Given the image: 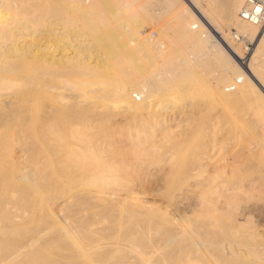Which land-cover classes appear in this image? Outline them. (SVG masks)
I'll list each match as a JSON object with an SVG mask.
<instances>
[{"label":"bare ground","instance_id":"bare-ground-1","mask_svg":"<svg viewBox=\"0 0 264 264\" xmlns=\"http://www.w3.org/2000/svg\"><path fill=\"white\" fill-rule=\"evenodd\" d=\"M145 1L0 0V264H187V258H183L184 254L180 252L184 235L189 232L187 228L194 219H189V226L185 225L186 222L183 224L180 220L182 215L175 214L181 221L178 222V218L167 214L168 210L164 207L176 206L179 202L185 204L184 187L193 176L185 174H188L186 172L191 166L189 171L197 173V167L183 166V169L189 168L179 173L176 188L162 194V200H167L165 206L162 204L164 210L161 204L148 203L137 194L133 170L129 169L133 173L130 175L126 167L121 166V174L118 167L120 162L108 156L112 154L108 150L112 139L106 137L105 130L109 132V127L112 128L114 123L107 128L104 121L110 116L112 118L115 107L118 111L119 106L122 107L119 110L122 114L119 115L124 119L138 117L141 124L135 126L133 123L134 126H126L125 130L113 127V132L119 135L124 133V139L136 140L127 149L133 158L137 160L136 157L140 156V159L144 156L143 159L151 157L153 160L149 155L157 146L162 147V143L173 140L178 132L183 131V124L180 125L182 119H177L180 116L177 114H181V107L188 101L183 103L184 96L192 99L202 96V99L209 98L228 105L258 95V88L250 74L258 81L264 72V34L259 36L260 23L240 19L238 13L245 0H223L221 3L215 0H188L204 21L185 0H162L161 3H165L162 7L166 8L167 5V12L170 13V37L163 39L166 35L162 29L164 27H160L162 30L158 28L159 35L156 37L151 33L140 36L137 25L141 13H144ZM49 16L60 23H54L58 25L54 27L58 33L52 29L51 22H47ZM230 26L236 30L233 38L222 30V27L227 29ZM67 32L78 36L73 39L76 43L72 42L70 46L74 50L72 56L63 58L62 54L55 58L53 53L59 46L66 44L64 37L69 36ZM79 36L87 38L80 40ZM239 36L245 40V50H249L247 43L256 42L246 66L247 72L241 69L236 60L243 57V52L233 46V39ZM29 37L33 38V42L27 40ZM67 38L69 41L71 37ZM51 39L54 44L48 43ZM41 42L40 47L36 48L35 44ZM46 54L52 55L47 57ZM65 75L67 80L72 77L74 81L69 79L73 84L67 82L72 84V91L69 89L72 86L67 87V83L64 85L66 90L69 89L68 93L70 91L72 94L69 101L67 98L63 102L65 100L61 101L60 96L57 99L55 93L56 96L51 97L53 93L49 90L62 87L63 83L59 85L57 80L62 77L65 79ZM95 83L103 86L94 87ZM61 96L63 98L64 95ZM91 98L93 102L94 98L101 99L102 105L109 108L97 110L94 103L92 106L88 103ZM178 100L182 104L178 105ZM205 104L206 101L203 106ZM213 121L218 122L216 119ZM215 123L211 122L207 126L211 132L221 125ZM172 127L181 130L176 132ZM89 130L95 132L89 133ZM116 133L111 137L116 136ZM189 138L192 140L193 136ZM186 141L189 140L186 138ZM105 147L108 148L103 149ZM213 156V153H209L198 158L195 165L200 170L201 166L210 162L212 170L201 169L202 174L200 170L198 174L201 176L197 175V179L206 181L208 186L212 184L215 190L213 184L219 185L215 183L218 180L216 177L227 169V164L219 156ZM191 160L192 157L189 164ZM246 160L247 156L240 163H249ZM147 161L145 163L149 167ZM166 162L164 164L168 166ZM167 166L165 168L169 169L170 165ZM200 184L199 191L195 189L196 194L208 187H202L205 185L202 181ZM143 192L150 194L149 185L143 188ZM213 192L215 195L220 192L221 195V191ZM203 195L200 199L194 198L200 200L202 206L208 196ZM220 195L216 196L218 201ZM213 198L212 201L217 205L216 198ZM227 199L219 206L226 203ZM197 201L194 203L197 204ZM230 204L232 202L228 203L229 207L232 206ZM189 209L191 212V207ZM202 212L201 217L206 214L204 218L208 220L206 211L205 214ZM226 214L230 215L228 211ZM184 215L188 217L189 213ZM196 222L193 223L196 225ZM193 230L191 232L194 233ZM195 239H192L193 242ZM189 241L185 244L187 246L184 245L186 253L189 252L188 245L193 247V242L190 244ZM235 242L228 240L220 244L225 257L238 255ZM195 244L194 248L210 249L209 242L208 247L202 238L196 240Z\"/></svg>","mask_w":264,"mask_h":264},{"label":"rangeland","instance_id":"rangeland-1","mask_svg":"<svg viewBox=\"0 0 264 264\" xmlns=\"http://www.w3.org/2000/svg\"><path fill=\"white\" fill-rule=\"evenodd\" d=\"M161 1L162 0H160V2H159V0H147V1L144 2L145 3L144 4V13H141V16L139 17L140 21L138 22L139 24L141 23L142 25L141 24L137 25V30H138L140 36H143L144 34L146 35L148 33H151L153 37L154 36L156 37L157 35H159V33H158L159 29L158 28L164 27L162 29H163V31H165L166 35L163 36V39L165 37H168V36L170 37V35L172 33L171 25L169 24V26H168L170 13H169V11L167 12V5H166V8H165V6L162 7L163 5H165V3L162 2L163 3L162 4ZM201 1L204 2V0H201ZM215 1L221 3L223 0H215ZM185 2L188 5H190V7H192V9L197 13V11L193 7V5H191V3L188 0H185ZM72 4H73V2H72ZM163 9H164V12H165L164 14H163ZM165 9H166V11H165ZM198 16H199V14H198ZM46 17H48V16H46ZM200 19L203 20V18H201V17H200ZM47 20H48L47 22H51L52 29L56 30V28H54V27H57L58 25H56L54 23H57V24L59 23L57 21V19H55L52 16H49V18H47ZM59 25H60V23H59ZM139 26H140V28H138ZM71 28H73V27H71ZM225 28L222 27V30L225 33L227 31V33H229L228 35L233 38V35L235 34V31H236L233 28V26H230L227 29H225ZM60 31L61 30H59V32ZM66 31H69V30L66 29ZM81 32H83L82 29H81ZM56 33H58V31ZM67 33H68L69 36L64 37V43H66V44H64L65 46L64 45L59 46V48H57V50L53 53L54 55H56L55 58L61 56L62 54H63L62 55L63 58L64 57L67 58L69 56H72V53H73L74 50H72V48L70 46L72 45V42L76 43V41L73 40V39L77 38L78 36L76 37V35L73 34V36H74L73 37L71 33H69V32H67ZM262 34H264V25L262 27H260L259 36L261 37ZM67 37H71V38H69L70 39L69 41L71 43L68 41ZM79 38H80V40H82V39H86L87 37L83 38L82 36H79ZM27 40H31V42H33V38L29 37V38H27ZM48 43L49 44H54L52 39ZM68 43H70V44H68ZM41 44H42V42L41 43H36L35 44L36 48L40 47ZM244 44H245V40L242 37H240V36L235 38V39H233V46L237 50H239V52H243V54H242L243 57L241 59H237L236 58V60L238 61L241 69H243L244 71L247 72L246 66H247V64H248V62L250 60L251 53H252L253 49L256 46V42L247 43V45L249 47V50H245L243 48ZM68 45H69V47H68ZM224 46H225V44H224ZM226 47H227V45H226ZM65 48H66V51H65ZM67 49L70 50V51L68 50L70 53L67 52ZM237 50H235V51L237 52ZM65 52H67L66 53L67 55L65 54ZM48 55H52V54H46L47 57H49ZM248 74H249V72H248ZM250 77L256 83V86H257L258 92H259L258 95L256 94V96L255 95L252 96L251 99H247V100L245 99V100H242V101H240L238 103H235V104L224 105V104H220V103L214 101L213 99L208 100L209 98H207V97H205L207 99H202V98H204L202 96L201 97L195 96L196 98H193V99L188 97V96H184L186 98H185V100H183V103H184V101H187V100L189 102H191V103H189L187 101L189 104L187 102H185L184 103L185 106L184 105H183L184 107L182 106L183 108H185L184 111H187V113L186 112L184 113L186 117L183 114L184 111H183L182 107H181V111H180L181 114H182V117H181V114H177V115H180L179 116L180 118L177 116V119H182L181 120L182 122H180V125L183 124L182 128H181L183 131L180 132V133L178 132L176 134V137H174L175 135L173 136L174 138H176V140L172 137L173 140L170 139L167 142L162 143V145L160 144L162 147H160V146L158 147L157 146L156 150L153 151L154 153L152 152V155H149V156L153 157L152 158L153 160H151L150 159L151 157H149L148 155H147L149 157L148 159H143V158H145L143 156V157H141L142 160H140L141 158L139 159V157H140L139 156V157H136V158L139 159V162H138L137 161L138 159L136 160L135 158H133L134 156L131 155L128 152V150H127V149H129V146L131 145V143L133 144L134 141H136V140H133V139L131 140L130 138L129 139H124L126 137V136L124 137V135H123L124 133L119 135L116 132H113L114 129H116L118 127L124 128V130H125V129H127L128 126L130 127L131 124L133 126H134V124H135V126L141 124V121H140V119L138 117H136L134 119L133 118L124 119L123 117H121V115H119V113L122 114V112H120L122 110V107L119 108L120 107L119 106L117 108L120 111L119 110L116 111V107H115L114 114H113L114 116L112 115L116 120L113 117H112L113 119L110 118L111 117L110 116L108 118L109 120L107 119L106 121H104V123H106L107 128H108V126H110L109 124H112V123H114V124H112V128H111V126L109 127V130H108L109 132H107L105 130L106 137L110 136L109 140L112 139L111 140V144L112 145L109 148L105 147L103 149H106V148H108V150L110 149L109 151H111L112 154L110 152H108V153H110V155L108 154V156H110V157L113 156L112 158H114L115 161L120 162V164H118L119 165L118 167H120V169H121V172H120L121 174H122L123 168H125V167H126L125 168L126 172H128L129 169L133 170L134 174L132 173L131 170L129 171V174L130 175L133 174V176H132L133 177V181L135 182V184H137L138 187L140 186L139 188L137 187V194L141 197V199L143 198L144 201H146L148 203H151V204H155V205H160L161 204L162 209L163 210H164V208L167 209L168 210L167 214L172 215L174 217L176 216L175 214H177V213H178V215L179 214L182 215V216L179 215L180 217H183V218H180V220L182 219L181 220L182 222L179 220L178 215H177V217H175V219L178 218L177 221L181 222L183 224H185V222H186L185 225H188L187 223H190V220L192 221V218L195 220V221L194 220L192 221V223H191L192 225L191 226H189L190 224L188 225L189 227L187 228L188 229L187 232L188 231L189 232L184 235V245L188 242V239L191 240V242L189 241L190 244H192V242H193L192 239H195L196 237H198V239L196 238L194 240L195 242H193V244H192L193 247L188 245L189 247H191V248L187 247L189 252L187 251V253H186V248L184 247V245H183L182 251L180 252L181 254H184L183 258H187V264H264V129H263L264 128V102H263V99H264V80H263L264 79V72L261 74V76L258 77V81L255 80V78H253V76H251V74H250ZM60 79H62L63 81L62 80L60 81ZM60 79L57 80L58 84L60 82L63 83L62 87L59 88L60 90L58 88H52V90H49V91L52 92L53 95H51V93H49V95H51V97H52V96H54V93H55L57 95V96L55 95L57 99H58V96H60L59 99L60 100L62 99L61 101L65 100L63 102H66V99L68 98L67 100L69 101V98H70V96L72 94L70 91H72V88H73V86H72L73 83L72 82L74 81V79L72 77H69V79H71V80L73 79V81H71V80L69 81V79L67 80V76L65 77V79H64V77H62ZM68 81L70 83H72V84L69 85V83H67ZM94 81H96V80H94ZM66 83L68 85H66ZM64 85H66L67 87L72 86L71 88H69V89H71L69 91V93H68L69 89L66 90L67 87L64 86ZM100 85H102V84L95 83L94 87L95 86L99 87ZM102 86H100V87H102ZM55 91H57V92H55ZM232 91L233 90H231V92ZM58 93H59V95H58ZM61 94L64 95L63 98H62ZM262 94H263V97H262ZM187 97H188V99H187ZM55 99H53V100H55ZM94 99H95L94 102L92 101V98L89 99L88 103L90 105L91 104L93 105V103H94V105H95L94 108L96 107L97 110L101 109V108L102 109H104V108L108 109L109 108L108 106L104 107V105H102V103H101L102 100L101 99H96V98H94ZM190 99H191V101H190ZM68 101H67V103H68ZM205 101H206V104L203 106V103H205ZM177 103H178V105H179V103L182 104V101L178 100ZM186 104L187 105L191 104V105H194V106H191V105L190 106H186ZM199 106H200V108H199ZM228 107H230V108H228ZM204 109H206V111H204ZM252 110H253V112H252ZM115 112H116V116L117 117L120 116L121 118L120 117L119 118L115 117ZM188 113H189V115H187ZM214 119L218 120L219 123L217 121H213ZM123 120H125V121L123 122ZM117 121H118V125H119V123L121 125L118 126L116 124ZM211 122H214V123L217 122L218 124H221V125H219V127L216 126L217 129H216L215 132H211L209 130V127H207ZM217 123H215V124L217 125ZM93 124H95V123H93ZM93 124H91V126H93ZM114 125H116V126H114ZM122 125L125 126V127L127 126V127L126 128L122 127ZM113 127H114V129H113ZM259 127H260V129H259ZM110 128L113 129V130H111ZM181 129L172 127V130H174L176 132L178 130H181ZM260 130H262L263 132L260 131ZM93 132H95V131L94 130H89V133H93ZM113 133L114 134L116 133L117 135L116 136L113 135L114 137L112 138L111 135ZM189 133H190V136H189ZM220 133H222L223 135H221ZM182 134H186V135L182 136ZM94 136L96 137L97 134L94 135ZM184 136L189 141L184 142L185 139H186ZM188 136L191 137V138L193 136V138H192L193 141L190 140V138ZM224 136H225L226 140H225ZM227 136H229V137H227ZM261 137H262V140H261ZM92 138H94V137H92ZM177 138H180V140L177 141ZM181 138H183V140H181ZM227 138H228V140H227ZM257 141H258V143H257ZM224 148H227V149H224ZM113 153H115V154H113ZM127 153H128V155H127ZM159 153H162V154L159 155ZM168 153L169 154L171 153V155H169ZM188 153H189L190 156L188 155ZM194 153H196V154H194ZM199 153H201V154H199ZM209 153H213L214 154L213 157H218L219 156L222 160L224 159L223 161L227 164V166H226L227 169L224 168L225 170L223 171V173L219 177H216V180L217 179L218 180L215 183L218 182L219 185L218 184H213L215 190H213V188L211 186L212 184L209 185L212 188V191L210 190L211 188L208 185L205 184L206 181L201 180V179H200V181H198L199 178L197 179V177L200 175V174H198V172L201 169L204 170V168H205V171L212 170L210 162H207L208 165L205 163L204 166H201L200 170H198L199 167L197 165H195L196 164V160L198 158H203V157L207 156ZM103 154H105V153H103ZM157 154H158V156H157ZM248 155H250V156H248ZM171 156H172V158H171ZM183 156H184L185 159H183ZM186 156L187 157L189 156V157L187 158ZM245 156H247V160L246 161L249 162V163H247L249 165H247L245 163H240V161L244 160ZM167 157H169L170 159L168 160ZM191 157H192V160H191L192 164L191 163L189 164V159ZM249 157H250V159H249ZM164 158L167 159V162L165 161L166 159H164ZM193 158H195V160ZM123 159H124V161H123ZM179 159L180 160L183 159V160L179 161ZM186 159H188V160H186ZM227 159L229 160L228 163L230 165L227 163ZM149 160H150L151 163L149 162ZM193 160L195 161V163H194ZM140 161H143V162H141L142 164H140ZM146 161H147V163H149V167H147L148 164L145 163ZM169 161H171V162H169ZM165 162H166V164L169 163L168 164V166L170 165L169 169L165 168L167 166V165L164 164ZM183 162H185V165H184ZM186 162L188 164H186ZM144 163H145V165L143 166ZM180 163L182 164V166H181ZM232 164H233V166H232L233 168H231ZM177 165H178V167H177ZM186 165H189V166L190 165H194L195 167L198 168V169L196 168V172L197 173H194L196 176L193 174V172L191 173V171H189V169L192 166L190 168L187 167V168H189L188 172H186L187 168L183 169L184 168L183 166H186ZM246 165L248 166L247 168H246ZM121 166L123 168H121ZM179 166H181L182 168L179 167ZM145 168L146 169L148 168V171H146ZM141 169H142V171H141ZM202 170L200 171L201 174H202ZM228 170H230V171L227 172ZM183 171L188 173V174H185V175L190 176L192 174L193 176L196 177L194 179L193 176L191 175L192 177H190L188 179L189 180L187 182L188 184H186L185 187H184L185 192L183 191L184 192L183 193V202L185 204H182L181 202H179L176 206H165L166 203H167L166 202L167 200H165V199H164L165 201L162 200L163 199L162 194L168 189H172L173 190V188L176 186V181H178V179L180 177L179 175L181 173H184ZM138 172H140V173L136 174ZM249 172L251 174H249ZM124 173H125V171H124ZM135 174H136L137 178L134 177ZM140 174L141 175L144 174V175L141 177ZM149 174H150V176H149ZM190 179H192L194 181L192 182ZM145 181H147V182H145ZM201 181H202V183L204 182V184H205L202 187L208 186V187L204 188L206 191L204 189H201V191H203L205 193H203L201 191H200L201 193L199 192L200 195L201 194L202 195L204 194L203 196H207L208 195L205 198L206 200H204L206 202H204L203 206L201 205V203H199L200 200L197 201V200L194 199V198L200 199L201 196H202V195L200 196L199 194L195 193L196 192L195 189L199 191L200 186H201V184H200ZM194 182H196V183H194ZM255 182H256V184H255ZM194 184H197V185H194ZM249 184L251 185L252 188L250 187ZM146 185H149L150 194H146V193L143 192V188H145ZM188 185H189V187H188ZM196 186H199V187H197L198 189L196 188ZM215 187H217V190H216ZM206 188H209V189H206ZM220 188L222 190H219ZM209 190L211 192H209ZM213 191H215V192L216 191H218V192L221 191V195L225 192L223 194L224 196L222 195L223 201H222V197L220 195V192L217 193V194L220 195V197H219L220 200L218 201V198H216V196H219V195H215ZM227 192H228V194L230 192V194L229 195L226 194ZM193 193H195L196 195H194ZM211 193H212V197H210ZM213 195H215V197ZM229 196L233 200H231L229 198ZM197 197H199V198H197ZM213 197L216 198L215 200L217 202V205L215 204V202L212 201ZM227 197L229 198V200L227 199ZM176 199H177V197H176ZM226 199H227L228 202L226 201V203H223V205H225V204L226 205L225 206L220 205L221 208H219L220 207L219 204H221L222 202H225L224 200H226ZM196 201H197V204H195ZM190 202H192V203H190ZM229 202L230 203L232 202V204H230V205H232L231 207H233V208L228 206ZM198 203L201 205V208H200V205ZM192 204L195 207L198 206L200 208V210L201 209L202 210L205 209L204 212L206 211L205 213L208 214V220L205 219L206 218L205 216H207V215L204 212H202V210L200 211L198 207H197L198 209L196 210L197 211L196 212L195 209H194L195 207ZM188 205L191 207V209L194 207L191 212H190V209H189L190 207ZM205 205H206V207H205ZM203 207H205V208L203 209ZM225 207H226V209H228V210H226V212L228 211V214H230L229 216H227L226 212L224 211ZM235 207H237L238 209L235 208ZM214 208H215V210H214ZM216 208H219V209H216ZM175 210H177V211H175ZM231 210H232V212H231ZM186 211L189 213V216L192 215V217L191 216L190 217L189 216L186 217V215H184V214L188 215V213ZM218 211H220V212H218ZM169 212L170 213L173 212L174 214H172V213L170 214ZM200 212L205 214L204 215L205 218L203 216L201 217ZM212 212L213 213L215 212V213L213 214ZM217 212L221 213V215L218 214ZM224 212H225V215H224ZM215 214H217L218 217ZM184 217H186V218H184ZM213 217H215V218H213ZM225 218H226V220H225ZM187 219L188 220L190 219V220L187 222L186 221ZM215 219H217L218 222ZM227 219L228 220L230 219L229 220L230 223L226 222ZM125 220L126 219H124L123 221H125ZM130 221L131 220H128V222H130ZM201 221L202 222L205 221L207 224L203 223L204 226H202L203 224L202 223L200 224ZM193 222L198 223V224H196L198 226L195 229H194V226H196V225ZM235 222L237 223V225H236ZM193 224H194V226H193ZM238 224H239V226H238ZM216 225L217 226L219 225V227H216ZM230 225L231 226L233 225L235 227H231ZM192 226H193V228L191 230L194 229L196 233L195 232L193 233V232H191V230H189ZM205 227L208 228V230H206ZM189 233H191L190 234L191 236L192 235H195V236L194 237L193 236L190 237V235H189L188 237H190V238H188L186 235H188ZM201 238H202V242L205 243L206 246L209 247V244H210V249L207 250V248H205V249L194 248L195 247L194 245H196L195 244L196 240H201ZM203 239H205V241ZM228 240H229V242L230 241L233 242V240H234V242L236 241L235 244H236V246L238 248V255H236L234 257L233 256H231V257H229V256L225 257L224 256V254L221 251L220 244H222L224 241L228 242ZM208 242H209V244H208ZM185 246H187V245H185ZM244 251L247 252V253H245ZM218 254H219V257H222V258H219ZM220 254H222V255L220 256ZM211 258H213V259H211ZM215 261H217V262H215Z\"/></svg>","mask_w":264,"mask_h":264},{"label":"built area","instance_id":"built-area-1","mask_svg":"<svg viewBox=\"0 0 264 264\" xmlns=\"http://www.w3.org/2000/svg\"><path fill=\"white\" fill-rule=\"evenodd\" d=\"M240 19L249 22L264 25V0H245L240 12Z\"/></svg>","mask_w":264,"mask_h":264}]
</instances>
